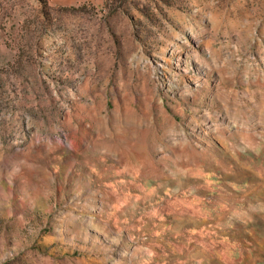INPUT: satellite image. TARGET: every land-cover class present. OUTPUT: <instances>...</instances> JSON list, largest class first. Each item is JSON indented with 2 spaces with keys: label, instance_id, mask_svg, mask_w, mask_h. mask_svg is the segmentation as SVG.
I'll return each mask as SVG.
<instances>
[{
  "label": "rangeland",
  "instance_id": "1",
  "mask_svg": "<svg viewBox=\"0 0 264 264\" xmlns=\"http://www.w3.org/2000/svg\"><path fill=\"white\" fill-rule=\"evenodd\" d=\"M0 264H264V0H0Z\"/></svg>",
  "mask_w": 264,
  "mask_h": 264
}]
</instances>
